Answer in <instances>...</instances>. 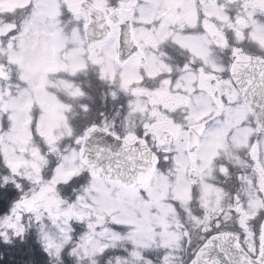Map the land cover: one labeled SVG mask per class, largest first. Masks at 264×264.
I'll return each instance as SVG.
<instances>
[{"label": "snow or ice", "instance_id": "obj_1", "mask_svg": "<svg viewBox=\"0 0 264 264\" xmlns=\"http://www.w3.org/2000/svg\"><path fill=\"white\" fill-rule=\"evenodd\" d=\"M264 264V0H0V264Z\"/></svg>", "mask_w": 264, "mask_h": 264}, {"label": "trees", "instance_id": "obj_2", "mask_svg": "<svg viewBox=\"0 0 264 264\" xmlns=\"http://www.w3.org/2000/svg\"><path fill=\"white\" fill-rule=\"evenodd\" d=\"M20 257L9 253L2 261V264H19Z\"/></svg>", "mask_w": 264, "mask_h": 264}]
</instances>
